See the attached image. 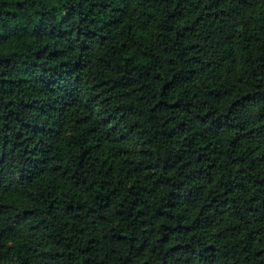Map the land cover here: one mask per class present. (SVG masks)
Returning a JSON list of instances; mask_svg holds the SVG:
<instances>
[{
  "label": "trees",
  "instance_id": "trees-1",
  "mask_svg": "<svg viewBox=\"0 0 264 264\" xmlns=\"http://www.w3.org/2000/svg\"><path fill=\"white\" fill-rule=\"evenodd\" d=\"M0 264H264V0H0Z\"/></svg>",
  "mask_w": 264,
  "mask_h": 264
}]
</instances>
